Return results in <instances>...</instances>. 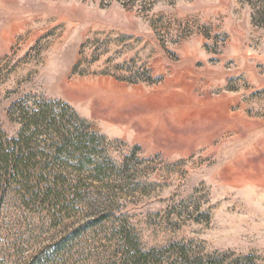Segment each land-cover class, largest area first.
I'll list each match as a JSON object with an SVG mask.
<instances>
[{"label":"rangeland","instance_id":"1","mask_svg":"<svg viewBox=\"0 0 264 264\" xmlns=\"http://www.w3.org/2000/svg\"><path fill=\"white\" fill-rule=\"evenodd\" d=\"M256 1L0 0V127L16 137L14 104L58 101L102 138L93 165L68 155L75 203L56 226L5 201L0 264H33L71 236L47 264H102L101 241L122 225L146 250L180 243L264 264Z\"/></svg>","mask_w":264,"mask_h":264},{"label":"trees","instance_id":"2","mask_svg":"<svg viewBox=\"0 0 264 264\" xmlns=\"http://www.w3.org/2000/svg\"><path fill=\"white\" fill-rule=\"evenodd\" d=\"M256 4L254 17L264 24V0H257ZM9 113L11 117L18 116L21 129L16 137H10L0 127V208L9 197H14L25 209L46 210L45 219L56 226L71 209V196L77 188L70 182L68 172L74 161L68 155L81 154L75 164L93 165V155L102 138L86 132V122L78 113L58 101L25 100L14 104ZM41 143L46 146L43 150ZM82 230L79 228L74 234ZM117 234L118 237L101 241V248L108 250L102 264H230L226 255H202L186 244L146 250L127 225H122ZM71 238H61L43 247L33 264H47L48 259L59 256L68 248Z\"/></svg>","mask_w":264,"mask_h":264}]
</instances>
